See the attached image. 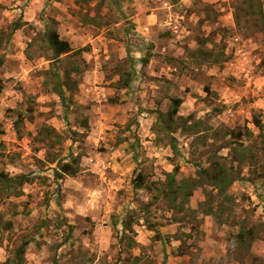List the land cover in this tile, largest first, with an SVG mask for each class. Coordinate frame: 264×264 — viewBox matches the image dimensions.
<instances>
[{
    "label": "rangeland",
    "instance_id": "1",
    "mask_svg": "<svg viewBox=\"0 0 264 264\" xmlns=\"http://www.w3.org/2000/svg\"><path fill=\"white\" fill-rule=\"evenodd\" d=\"M99 1L0 0V172L35 177L23 196L0 200V264L24 240L31 241L24 264H264V137L252 124L254 116L264 125V26L257 9L248 17L245 0H121L120 9H102L118 22L98 29L82 18L93 16ZM51 20L81 55L50 60L43 31ZM16 22L25 24L12 32ZM200 50L221 63L206 62ZM73 65L78 87L67 92L66 109L53 92V75L64 79ZM128 75L129 87L120 88ZM169 97L183 100L178 114H193L202 131H178L177 154L156 146L152 133L153 111H166ZM42 125L65 136L66 161L81 157L76 177L55 181L53 165L38 162L45 151L34 137ZM237 129L241 139L225 137ZM229 140L230 148L218 152ZM246 147L257 164L242 157ZM236 150L241 178L228 190L235 201L230 224L201 213L202 189L187 205L198 211L199 224L183 225L174 219L184 216L154 201V192L132 185L139 174L162 181L176 165L178 180L194 178L198 166L216 161L214 152L229 163ZM124 218L132 223L126 234L136 241L133 249L119 242ZM240 228L254 239L239 243Z\"/></svg>",
    "mask_w": 264,
    "mask_h": 264
},
{
    "label": "trees",
    "instance_id": "2",
    "mask_svg": "<svg viewBox=\"0 0 264 264\" xmlns=\"http://www.w3.org/2000/svg\"><path fill=\"white\" fill-rule=\"evenodd\" d=\"M87 3L88 0H77ZM121 0H100L94 7H92L93 16L89 13L83 14L82 22L89 24L95 28L101 29L108 27L112 24H116L118 21L114 18V12L108 10L105 13L102 9L105 6L114 7L120 9ZM244 4L247 8V16L251 17L256 14L255 9H257V20H259L260 25L264 26V0H245ZM119 15L123 16L122 11H119ZM235 23L240 26L241 19L235 14ZM25 23H14L12 26V32L21 29ZM56 21L51 20L46 23L43 31V41L47 49L51 52V59L55 63L60 62L62 56H68L71 54L81 55L82 49L74 51L70 43L64 39H61L57 29ZM261 26V27H262ZM207 44L206 39H200L198 45L204 47ZM199 53L205 57L206 62L211 64L221 63L220 59H216L211 51L200 50ZM2 61L0 60V65ZM129 74V73H128ZM73 75H79V66L73 65L69 71L64 72V79L60 77L58 73L53 75V92L61 99L63 106L68 109L66 103L67 92L72 93L77 89L78 83L73 80ZM122 81V79H121ZM129 75L128 78L123 80L120 88H127L130 85ZM2 90L0 86V91ZM169 102L167 109L164 112L153 111L156 113L157 120L153 126L152 133L155 135L156 146L166 145L170 150L177 154V139L175 134L180 131L181 133L189 136L196 135L202 131L199 129L200 122L195 120L193 114L183 117L179 115V109L183 103V100L179 97H169ZM21 115L17 116L14 121V130L16 134L20 137L21 135V125H22ZM87 121H85L83 127H87ZM252 124L259 131L261 137H264V125L258 117L253 116ZM248 134L251 135L250 131L246 128ZM3 131L0 127V134ZM73 135L78 133L72 132ZM242 129L228 130L225 132V137L236 138L235 140L241 139L243 137ZM263 135V136H262ZM218 137V135H215ZM205 141V137H201ZM65 140V136L57 131L54 127L49 125H42L37 130L34 137V141L42 146L45 151L44 159L38 160L41 164L53 165V176L55 181L61 180L63 177H76L80 172L81 157L79 155H71L69 161H66V157H62V145ZM232 142L226 141L217 150L218 152L223 148H230ZM235 144V143H233ZM248 151L242 156L244 160H253V155L249 147L244 148ZM237 151V150H236ZM239 151V150H238ZM238 151L235 152L234 160L228 161L225 157L219 156L218 152H214L213 157L216 161L210 163L207 167H199L194 178H182L177 179L179 175V166L173 167L171 172L165 173V178L162 181L150 183L142 175H138L132 181V185L135 189L144 188L149 192H154V201H164L168 205V209L172 213L182 214L184 217L182 221L179 219H174L176 222L185 224H191L195 222L199 224L196 214L197 210H193L187 207L190 202V198L197 189H202L205 199L199 204V209L201 213L206 216H211L218 224H230L233 216L234 210V198L228 194L229 188L237 181L240 180L241 173L234 166V162H241L238 158ZM244 153V151H243ZM252 164H257V161H252ZM258 166V165H257ZM263 169L264 166L260 167ZM35 177L28 174H17L11 175L5 171L0 172V200L8 198H19L23 196V187L26 184H33ZM210 188V189H207ZM190 219V221H188ZM119 224L121 225V237L119 242H124L125 246L133 249L136 245V241L129 237L126 233L132 232V223L129 222L127 218L122 219ZM117 223L113 225L116 228ZM194 226V225H193ZM196 227V226H195ZM69 230L73 227L68 225ZM197 228V227H196ZM249 236V240H253V232L246 231L243 228L239 229L237 234V240L239 243L244 244ZM30 240H24L14 251V254L7 258L2 264H24L25 263V252L26 247L30 243ZM249 245V242L246 245ZM249 247V246H248ZM164 264V262H163Z\"/></svg>",
    "mask_w": 264,
    "mask_h": 264
},
{
    "label": "built area",
    "instance_id": "3",
    "mask_svg": "<svg viewBox=\"0 0 264 264\" xmlns=\"http://www.w3.org/2000/svg\"><path fill=\"white\" fill-rule=\"evenodd\" d=\"M176 28V27H175Z\"/></svg>",
    "mask_w": 264,
    "mask_h": 264
}]
</instances>
